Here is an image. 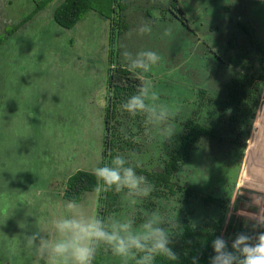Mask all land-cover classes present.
I'll return each instance as SVG.
<instances>
[{
    "label": "rangeland",
    "instance_id": "rangeland-1",
    "mask_svg": "<svg viewBox=\"0 0 264 264\" xmlns=\"http://www.w3.org/2000/svg\"><path fill=\"white\" fill-rule=\"evenodd\" d=\"M125 1L133 10L132 16H127L131 28L114 39L112 60L109 22L98 13L90 12L75 27L65 29L53 19L57 5L47 0H0V37L5 28L6 33L12 32L0 46V236H9V243L15 242L12 234L24 225L21 211L26 203L24 191L11 194V190L14 186H28L31 177L37 176L33 168L37 160L53 166L54 161L58 163L70 156L73 169L96 167L106 136L101 113L110 102L109 78L113 70L125 67L145 81V103L154 111L132 116L122 108L123 102L118 108L116 126L121 138L130 140L131 136L135 146L144 148L143 157L147 160L149 156L144 164L153 170L160 169L176 148L182 122L187 117L198 111L200 118L215 119L212 108H199L196 96L198 88L210 87L209 70L215 65L214 57H204L197 43L188 46L189 37L181 35L171 20L161 22L162 12L152 9V0ZM181 2L190 25L193 20L202 22L207 32L210 25H222L229 19L250 22L264 41V0ZM37 4H43V10L34 14ZM145 8L151 9L154 19L145 18ZM20 22L21 27L13 30ZM215 34L210 31L208 40L198 32L202 42L206 40L208 45L212 41L209 48L219 52L220 32ZM149 51L156 52L159 61L147 69L135 67L133 61ZM254 63L264 71V61ZM263 104L264 88L245 148L240 145L227 154H216L200 143L177 176L180 184L226 202L229 217L239 216L252 223L260 215L253 217L237 210L258 213L264 200V193L242 186L247 154L252 148L264 150V140L255 133L263 127L257 123L264 117ZM146 122L145 127L140 125ZM169 128L172 135L166 138ZM258 154L253 153L257 159ZM132 155V151L126 153L131 162ZM180 200V195L173 199L128 195L126 189L125 209L119 215L110 212L105 225L110 230L113 224L131 221L133 231L138 232L153 213L164 221L162 227L169 219L179 222L183 218L199 225L205 219L215 218L220 211L217 206L205 207L198 198L187 204ZM82 205L90 212V193ZM101 246H105L103 264H131L135 258L117 256L109 246Z\"/></svg>",
    "mask_w": 264,
    "mask_h": 264
},
{
    "label": "trees",
    "instance_id": "trees-1",
    "mask_svg": "<svg viewBox=\"0 0 264 264\" xmlns=\"http://www.w3.org/2000/svg\"><path fill=\"white\" fill-rule=\"evenodd\" d=\"M54 1L56 0H47L49 3ZM152 2V9L162 12L161 22L171 20L173 27L179 30L181 35L186 34L189 37L188 46L197 43L202 48L204 57L208 55L214 57L215 65L209 70L212 75L210 87L198 88L196 96L199 100V108H212L216 116L215 119L206 117L203 119L197 115L198 111H195L187 117L182 122L183 129L176 148L168 156L162 170L143 173L153 186L152 196L173 199L180 195L181 204H187L192 199L198 198L205 207L217 206L220 210L218 216L205 219L199 225L187 218L179 222L170 219L165 222L163 227L168 231L171 240L169 247L176 253L177 259L169 260L166 256L157 254L154 264H211V259L215 256L213 240L218 237L224 239L227 243V251H232L231 245L237 234L243 232L255 236L257 232L264 231V227L243 220L239 216L229 217V206L226 202L222 203L216 197L203 196L187 185L180 184L177 176L180 169L191 160L200 143L203 145L205 143L216 154H227L240 145L246 147L264 88V71L256 68L254 63L264 61V41L259 38L255 26L250 22H235L229 19L228 23L222 25H210L206 32L205 24L202 22L193 20L192 25L189 24L190 18L186 15L181 0H152ZM145 9V18L147 16L154 19L151 9ZM41 10L43 4H37L34 14ZM132 11L130 4L125 0H60L54 9L53 19L60 27L71 29L90 12L98 13L109 22V56H112L113 60L114 39L118 35L123 36L128 28H131L127 16L128 14L132 16ZM21 25L22 22L13 30L19 29ZM6 31L8 28H5L4 34L0 37V46L5 36L12 33L11 30L8 33ZM199 31L206 35L208 40L210 31L216 34L220 32V53L209 48L212 41L208 45L206 40L202 42L198 35ZM246 48L248 50L243 53ZM109 79L111 98L106 108L103 153L106 162L104 161L101 167L110 164L115 156L120 155V151L133 147L131 136H129L130 140L120 137L116 126L117 113L119 105L136 94L138 86L143 82L125 67L113 70ZM125 167H133L142 172L132 163L127 162ZM99 185L100 180L94 173L78 171L68 179L65 197L69 201L78 202L85 192L96 191ZM118 202L119 196L114 190L105 192V197L100 199L98 216L104 223L110 212L118 210ZM237 212L253 217L260 215L264 218V200L258 213H249L244 209H238ZM103 248L105 246L98 247L93 264H103L102 259L105 254ZM142 255L143 253L136 252L131 264H135L136 259Z\"/></svg>",
    "mask_w": 264,
    "mask_h": 264
},
{
    "label": "clouds",
    "instance_id": "clouds-1",
    "mask_svg": "<svg viewBox=\"0 0 264 264\" xmlns=\"http://www.w3.org/2000/svg\"><path fill=\"white\" fill-rule=\"evenodd\" d=\"M142 55L143 58L133 61L137 68L147 69L160 59L154 51ZM146 95V84L141 82L137 93L130 96L122 108L132 116L154 111L148 109ZM171 135L172 129L169 128L166 138ZM126 163L124 157L117 155L110 164L97 166L94 175L102 181L105 192L114 190L119 193L128 189V195L148 196L151 185L147 178L138 175L133 167H125ZM66 210L69 215L53 214L51 220L39 222L38 232L24 235L25 247L35 251L38 261L43 260L45 264H93L101 244L109 246L113 254L123 258L134 256L136 252L143 253L135 264H154L157 254L169 260L177 259L176 253L169 247L170 235L161 226L164 221L158 213H153L152 218L141 225V230L135 232L131 221L113 224L109 230L101 217L91 215L76 201L66 202ZM254 223L264 227V218H258ZM39 232H44L47 238L39 237L37 244ZM212 246L215 256L211 264H264V231L257 232L255 236L243 232L237 234L231 245L232 251H227L226 241L219 237L213 240Z\"/></svg>",
    "mask_w": 264,
    "mask_h": 264
},
{
    "label": "crops",
    "instance_id": "crops-1",
    "mask_svg": "<svg viewBox=\"0 0 264 264\" xmlns=\"http://www.w3.org/2000/svg\"><path fill=\"white\" fill-rule=\"evenodd\" d=\"M60 0H56L52 2L53 5H58ZM145 83V81H143ZM109 90V89H108ZM108 107V106H107ZM101 108V106H100ZM264 114V113H262ZM105 116L106 110L101 113V117L104 123L105 129ZM118 116V113H117ZM259 118V117H258ZM263 127L260 128V131L256 130L255 133L259 137L260 140H264V124L257 122ZM146 123L140 124L142 127H145ZM106 131V129H105ZM138 130L137 132L139 133ZM137 132L133 133L132 137L136 136ZM132 138V139H133ZM145 143V140H142ZM104 146L100 152V156H98L97 166H101V164L106 160L104 158ZM128 151H132L133 159L132 162L126 156ZM259 153V158L253 155L254 152ZM144 148L140 146L133 147L120 151V156L124 157L128 163H132L134 167L142 172H137L138 175H142L145 177V173L143 172H156L161 171L165 161H163L162 167L158 170H153L149 168V166L145 165V161L149 159L147 156V160L143 157ZM150 152V151H149ZM141 154V155H140ZM139 155V156H138ZM246 166L243 169V184L242 186L249 188L254 191H259L264 193V150L252 148V150L247 154ZM72 158L70 156L63 157L60 159L58 163L54 161V165L51 166L49 163H45V161L37 160V164L34 165V169L38 172L36 177H31V181L28 186H14V189L11 190V194H17L19 191H24L26 193L24 200L25 206H23L21 211V221L24 220V225L20 230L15 231L12 236L15 237V242L9 243L8 240L12 241L9 236L3 238L0 236V263L1 264H45L43 260H39L36 256L34 250H30L25 247L24 244V235L27 234L31 236L34 232H38V224L41 220L45 222L51 220L52 215L55 214L57 216L64 214L69 215L66 210V202H70L66 197V189H67V181L68 179L77 173L78 171L90 172L94 173V169H89L85 167L80 168H72L71 167ZM148 167V168H147ZM53 169V171L51 170ZM71 168V169H70ZM44 170H48V173ZM30 171H33L31 168ZM63 172V175L61 174ZM14 174V173H12ZM148 180V179H147ZM151 185V184H150ZM152 186V185H151ZM153 191V186L151 188V192ZM151 192L149 195H151ZM6 193V192H5ZM90 193L92 206L90 208V213L93 216L98 215L99 209V201L101 198L105 197V191L103 190V183L100 181V185L96 191L85 192L78 203L82 204L87 195ZM125 193L126 189L122 192L118 193L119 202H118V210L116 214L119 215L121 211L125 209ZM32 215V216H30ZM12 233V232H11ZM39 237H46L44 232H39V236L37 238L36 243H39ZM14 241V240H13ZM134 259V258H133Z\"/></svg>",
    "mask_w": 264,
    "mask_h": 264
},
{
    "label": "bare ground",
    "instance_id": "bare-ground-1",
    "mask_svg": "<svg viewBox=\"0 0 264 264\" xmlns=\"http://www.w3.org/2000/svg\"><path fill=\"white\" fill-rule=\"evenodd\" d=\"M262 113H264V104H263V108H262ZM259 122L264 124V117H260Z\"/></svg>",
    "mask_w": 264,
    "mask_h": 264
}]
</instances>
